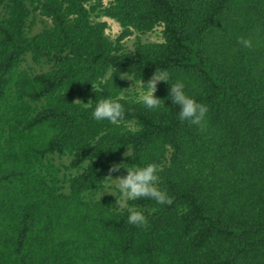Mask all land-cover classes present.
<instances>
[{
  "label": "trees",
  "instance_id": "trees-1",
  "mask_svg": "<svg viewBox=\"0 0 264 264\" xmlns=\"http://www.w3.org/2000/svg\"><path fill=\"white\" fill-rule=\"evenodd\" d=\"M157 69L207 105L202 128L136 99ZM109 94L121 123L83 105ZM127 163L158 164L173 198L128 201L142 227L103 192ZM0 264H264V0H0Z\"/></svg>",
  "mask_w": 264,
  "mask_h": 264
},
{
  "label": "clouds",
  "instance_id": "clouds-1",
  "mask_svg": "<svg viewBox=\"0 0 264 264\" xmlns=\"http://www.w3.org/2000/svg\"><path fill=\"white\" fill-rule=\"evenodd\" d=\"M244 47L249 46V41L241 39L239 41ZM121 78L132 79L128 72H123ZM107 73L103 77H97L96 82L91 83L92 89L96 94H100L106 90L104 87L106 83ZM165 82L170 85L168 95L164 99H160L155 95L157 84ZM142 91L137 94L136 99L142 104L145 109L156 111L165 108V101L170 100L172 107L175 106L178 111L176 116L180 122H186L189 125L202 128L206 123V114L208 107L205 103L197 101L193 96L186 91V85L183 81L177 80L174 83L170 82V73L167 70L157 69L153 76L146 82H142ZM102 99H96L93 103L91 100L84 106L94 104L91 116L95 121H107L111 124H118L123 122L125 116V107L120 102L118 97L100 95ZM169 108V107H168ZM127 157L132 156L128 151L124 154ZM127 164H113L109 168V173H117L123 168L126 175L112 178L111 175L106 176L104 181V191L115 195L116 210H127V223L142 227L146 224V216L143 210H138L135 207L128 205V201H134L138 198H146L155 202L157 205H171L173 198L167 191L161 187L159 176V165L156 163H147L143 166L131 167ZM102 192V193H103ZM101 193V194H102ZM119 194V198L117 197Z\"/></svg>",
  "mask_w": 264,
  "mask_h": 264
},
{
  "label": "rangeland",
  "instance_id": "rangeland-1",
  "mask_svg": "<svg viewBox=\"0 0 264 264\" xmlns=\"http://www.w3.org/2000/svg\"><path fill=\"white\" fill-rule=\"evenodd\" d=\"M105 3H107V1H105ZM97 20H99L101 22H105L106 27L104 29V33L108 38H110L111 40H115L119 36L122 28H121L120 23L117 20L112 19V18L107 17V16H100V17H98ZM41 28H42V24L39 23L36 29L39 30ZM136 35H137V33H133V35H131L130 37H128L127 39L124 40V43L126 44V46L129 49L134 48V42L136 40ZM142 40L145 42L161 41L162 40L161 28H158L154 32L148 33V34L142 36ZM56 160L59 161L60 159L58 157H56ZM62 160L64 161V163L66 165L70 161V156L64 157ZM111 176H112V178L117 177V176H113V175H111Z\"/></svg>",
  "mask_w": 264,
  "mask_h": 264
}]
</instances>
